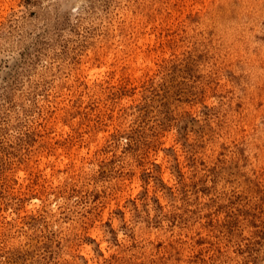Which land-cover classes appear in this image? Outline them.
Instances as JSON below:
<instances>
[{
    "label": "rangeland",
    "instance_id": "1",
    "mask_svg": "<svg viewBox=\"0 0 264 264\" xmlns=\"http://www.w3.org/2000/svg\"><path fill=\"white\" fill-rule=\"evenodd\" d=\"M0 264H264V0H0Z\"/></svg>",
    "mask_w": 264,
    "mask_h": 264
},
{
    "label": "bare ground",
    "instance_id": "2",
    "mask_svg": "<svg viewBox=\"0 0 264 264\" xmlns=\"http://www.w3.org/2000/svg\"><path fill=\"white\" fill-rule=\"evenodd\" d=\"M250 2V1H249ZM259 28V27H258ZM254 56V55H253ZM261 70V69H260ZM263 71V70H262ZM259 142V141H258Z\"/></svg>",
    "mask_w": 264,
    "mask_h": 264
}]
</instances>
